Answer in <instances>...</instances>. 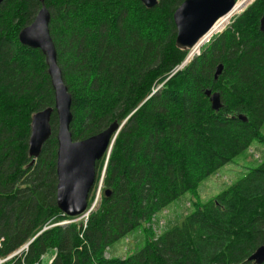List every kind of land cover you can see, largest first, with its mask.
Returning a JSON list of instances; mask_svg holds the SVG:
<instances>
[{
  "label": "trees",
  "instance_id": "1",
  "mask_svg": "<svg viewBox=\"0 0 264 264\" xmlns=\"http://www.w3.org/2000/svg\"><path fill=\"white\" fill-rule=\"evenodd\" d=\"M181 1L146 8L139 0H43L71 96V138L126 118L106 158L95 162V182L103 168L99 199L82 225L55 224L68 218L55 206V130L32 163L26 152L31 114L53 105L43 56L17 41L39 3L2 0L0 258L27 242L2 264H47L52 254L49 264H253L248 255L264 243V159L194 201L179 222L152 229L180 195L195 197L199 183L235 155L253 142L264 146V0L175 70L186 54L174 46L172 12ZM204 89L219 93L217 111ZM133 232L140 237L128 254L104 257Z\"/></svg>",
  "mask_w": 264,
  "mask_h": 264
},
{
  "label": "water",
  "instance_id": "2",
  "mask_svg": "<svg viewBox=\"0 0 264 264\" xmlns=\"http://www.w3.org/2000/svg\"><path fill=\"white\" fill-rule=\"evenodd\" d=\"M37 1L39 7L32 20L19 29L17 41L26 47L38 49L43 56L53 92V105L31 114L26 152L32 163L51 134L50 116L53 113L56 121L55 206L66 216H76L86 208L88 193L95 178V162L108 153L114 136L126 118L120 123L112 120L105 128L85 138H71V96L56 62L55 47L48 30L49 11L43 0ZM139 1L146 8L154 6L157 2ZM233 3L234 0H182L172 12L174 46L181 50L190 49L219 17L232 8ZM258 28L264 31V10L259 17ZM221 68V64L215 67L214 78ZM203 94L207 97L210 108L217 111L221 106L219 93L204 89ZM237 118L245 120L242 114H237ZM104 193L107 194L108 190L105 189ZM247 260L253 264L264 262V243L256 246Z\"/></svg>",
  "mask_w": 264,
  "mask_h": 264
},
{
  "label": "rangeland",
  "instance_id": "3",
  "mask_svg": "<svg viewBox=\"0 0 264 264\" xmlns=\"http://www.w3.org/2000/svg\"><path fill=\"white\" fill-rule=\"evenodd\" d=\"M253 1L254 0H252V2ZM235 9H233V11ZM231 13H229L224 18L220 19L216 23V25L208 32V34L205 37H203L196 44V45H200V46H198L197 49H194L192 51H190L191 48L186 49L185 57L188 58L187 60H189L191 58V56L197 55L199 52V49L210 40V37H212L216 33H219L220 31H222L239 14L238 13V14L232 15L230 17L228 23H226L223 27L218 29L229 18ZM202 41H204V42L202 43ZM187 60L183 61L180 65H178L175 68V70L177 68H180L182 65H184L187 62ZM155 87H156V85L154 86V89H155ZM50 127H51V133H52V131L55 130V125L52 126L50 124ZM74 140H76V139H74ZM104 157H105V155H104ZM263 159H264V146H262V144H260V143L253 142L248 149H246V150L240 152L239 154L235 155L230 161L223 164L214 173L210 174L208 177H206L204 180H202L197 187V195L195 197L191 196L188 193H184V194L180 195L177 199H175L173 202H171L166 207L165 210H163L158 216L155 217L156 220L154 219L152 221V229H154V234H158V230L161 229L167 223L171 224V223L179 222L185 213H188L194 209V206H193L194 201L198 200L200 202H204L207 199L213 197L216 193H218L221 189H223L227 184L237 180L241 176V174L247 170V168H251V167L256 166L258 164V162L263 160ZM102 170H103V168L100 170V175H99L96 182H95V178H94V182H93L92 187L88 193L87 204H86L85 210L82 213H80L79 215L69 216L68 218H66L67 220L70 219L72 223H79V222L83 223L84 214L86 213V211L91 207V205H93V208L95 207V205L99 199V191H98V195H96V192L98 190L97 188L99 186H101L100 176H101ZM93 208H91V210ZM60 221L61 220H57V222L55 224H58ZM45 227H47V226H45ZM138 237H140L139 233L133 232V233L129 234L126 238H118L115 242H113L109 246L108 249H105V251L103 253L104 257H108L111 255L124 256L125 254H128L130 252L131 248H133L134 243L139 241ZM20 252H21V250L18 252V254ZM10 255L11 254H9L8 257H6V260L11 257ZM13 255H15V254H13ZM3 262L4 261H2L0 264H2Z\"/></svg>",
  "mask_w": 264,
  "mask_h": 264
},
{
  "label": "built area",
  "instance_id": "4",
  "mask_svg": "<svg viewBox=\"0 0 264 264\" xmlns=\"http://www.w3.org/2000/svg\"><path fill=\"white\" fill-rule=\"evenodd\" d=\"M252 2V0H234V3H233V6L232 7H235L236 6V9L230 14V16H229V19H230V17L232 16V15H234V14H238V13H240L241 11H243L250 3ZM238 3V4H237ZM230 11V10H229ZM228 11V12H229ZM229 19L227 20V22L226 23H228V21H229ZM225 23V24H226ZM224 24V25H225ZM223 25V26H224ZM222 26V27H223ZM206 40V39H205ZM204 40V41H205ZM204 41H202V43L204 42ZM201 43V44H202ZM198 47H191V49H190V51H192V50H194V49H197ZM188 58L187 57H185V59L183 60V61H186ZM98 190H97V192H96V195H98V191H99V187L97 188ZM91 208H93V205H91V207L86 211V213L84 214V219H83V223H82V225H84V223H85V220H86V218H87V215H88V212L91 210ZM83 216V215H82ZM71 222V220L69 219V220H67V219H62L58 224H66V223H70ZM0 241H1V238H0ZM26 246H27V242L25 243V244H23V245H21L16 251H14L13 253H11V255L10 256H13V254H16V253H18L20 250L21 251H24L25 249H26ZM53 256H54V254L48 259V261H47V264H49L50 263V261L52 260V258H53ZM6 257H8V255L6 256ZM6 257H4V258H0V263L2 262V261H5L6 260Z\"/></svg>",
  "mask_w": 264,
  "mask_h": 264
},
{
  "label": "bare ground",
  "instance_id": "5",
  "mask_svg": "<svg viewBox=\"0 0 264 264\" xmlns=\"http://www.w3.org/2000/svg\"><path fill=\"white\" fill-rule=\"evenodd\" d=\"M236 8V6L235 7H232L231 9H230V11L229 12H227V13H225L224 15H222L221 17H219L214 23H213V25L210 27V29L196 42V44L203 38V37H205L207 34H208V32L216 25V23L220 20V19H222V18H224L225 16H227L229 13H231L232 11H233V9H235ZM211 38V37H210ZM196 44H194V46L193 47H195L196 46Z\"/></svg>",
  "mask_w": 264,
  "mask_h": 264
}]
</instances>
